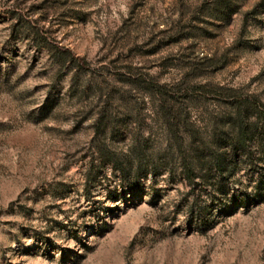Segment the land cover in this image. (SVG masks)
I'll list each match as a JSON object with an SVG mask.
<instances>
[{
	"label": "rangeland",
	"instance_id": "374dc122",
	"mask_svg": "<svg viewBox=\"0 0 264 264\" xmlns=\"http://www.w3.org/2000/svg\"><path fill=\"white\" fill-rule=\"evenodd\" d=\"M0 264H264V0H0Z\"/></svg>",
	"mask_w": 264,
	"mask_h": 264
},
{
	"label": "trees",
	"instance_id": "16d2710c",
	"mask_svg": "<svg viewBox=\"0 0 264 264\" xmlns=\"http://www.w3.org/2000/svg\"><path fill=\"white\" fill-rule=\"evenodd\" d=\"M241 104V103H239ZM238 110H239V114L243 116V114H246L247 109L244 108L242 105H238ZM242 123H240V127L237 128L240 130L239 134H238V140L237 143H235V147L238 148H242L244 150L247 149V136H248V132H249V128L247 127L248 125L245 124L244 118H242ZM230 130H235V129H230ZM226 134H231L230 132H227ZM214 164L215 167L219 170H224L226 163H225V158L222 157V155H215L214 157Z\"/></svg>",
	"mask_w": 264,
	"mask_h": 264
}]
</instances>
